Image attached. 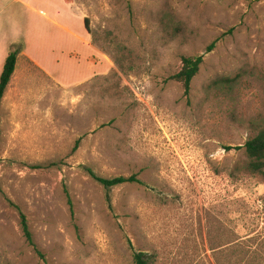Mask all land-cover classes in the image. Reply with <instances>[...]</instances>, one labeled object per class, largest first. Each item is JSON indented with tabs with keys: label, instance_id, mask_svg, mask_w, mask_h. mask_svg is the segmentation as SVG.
Returning <instances> with one entry per match:
<instances>
[{
	"label": "rangeland",
	"instance_id": "1",
	"mask_svg": "<svg viewBox=\"0 0 264 264\" xmlns=\"http://www.w3.org/2000/svg\"><path fill=\"white\" fill-rule=\"evenodd\" d=\"M69 1L52 75L21 58L0 108V264H134L129 240L150 264H264V174L240 148L264 128V0ZM35 18L1 11L0 53L31 50ZM198 56L186 95L170 78Z\"/></svg>",
	"mask_w": 264,
	"mask_h": 264
},
{
	"label": "trees",
	"instance_id": "2",
	"mask_svg": "<svg viewBox=\"0 0 264 264\" xmlns=\"http://www.w3.org/2000/svg\"><path fill=\"white\" fill-rule=\"evenodd\" d=\"M85 27L86 30L89 31L88 19H85ZM216 43L217 42L212 43L207 48L206 52L207 53L211 52L216 47ZM21 52L22 50L20 48H13V50H11L5 61L3 72L0 77V108L6 96L11 80L15 74L18 58ZM203 62H204L203 56H198L195 58L184 57L182 59V64H183L182 69L177 74L172 76L170 80L181 83L185 88V94L188 95L191 90L192 82L199 74L200 67L203 64ZM0 136H1V131H0ZM240 148L245 150L247 156L251 160L249 165L250 172L253 174H264V128L261 129L255 136L251 137L245 143V145ZM87 172L94 180L100 183V185H102L107 190H111L113 188L125 184L145 185V183L141 179H139L137 175H133L130 177L120 176L112 179H105L97 176L96 173L91 169H87ZM107 202L109 208L112 210V201L110 196H107ZM11 205L19 212L22 232L27 243L34 248V250L40 257H42L41 253L37 250L36 245L34 243L26 215L21 211V209L17 205H15L14 203H11ZM69 205H70L71 214L74 217L73 204L70 199H69ZM128 243L133 251L134 264H150L149 257L146 253L136 251L130 240L128 241Z\"/></svg>",
	"mask_w": 264,
	"mask_h": 264
},
{
	"label": "crops",
	"instance_id": "3",
	"mask_svg": "<svg viewBox=\"0 0 264 264\" xmlns=\"http://www.w3.org/2000/svg\"><path fill=\"white\" fill-rule=\"evenodd\" d=\"M15 4H20L22 10L31 12L32 15L36 17L35 21H38L35 22V28L33 29L34 33L32 35H29L27 40L24 38V41L26 43L31 42L34 44L31 50L29 49L28 44H26V46L23 45L22 52L19 55V59L17 62L16 71L20 64V59L26 57L32 64L42 69L47 74H51L46 66L42 64L43 60L40 59L42 58L44 53L48 51V45L46 46L47 43H58L61 42L64 38V36H60L59 34H52L51 27L52 25H55L59 29H63V32H65V34L71 36L74 35L73 30L75 28L79 29V27L76 25V20H83L81 10L79 9L76 2H71L69 0H43L40 3H37V0H0V12L6 9H10ZM11 23L14 24L13 20H11ZM63 25H65V27ZM15 42H18V40ZM65 42H67V40H65ZM13 48L14 45L11 43L9 45L10 51L13 50ZM9 53L10 52H8V48L4 49V51L0 53V77ZM72 56L73 58H76L78 57V54L74 53L72 54ZM57 64L59 65L60 62L57 61Z\"/></svg>",
	"mask_w": 264,
	"mask_h": 264
}]
</instances>
